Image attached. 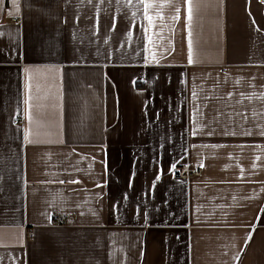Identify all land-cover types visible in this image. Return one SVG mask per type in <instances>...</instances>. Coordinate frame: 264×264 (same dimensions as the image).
<instances>
[{"label":"crops","instance_id":"crops-1","mask_svg":"<svg viewBox=\"0 0 264 264\" xmlns=\"http://www.w3.org/2000/svg\"><path fill=\"white\" fill-rule=\"evenodd\" d=\"M191 9L0 0V264H264V1Z\"/></svg>","mask_w":264,"mask_h":264},{"label":"built area","instance_id":"built-area-1","mask_svg":"<svg viewBox=\"0 0 264 264\" xmlns=\"http://www.w3.org/2000/svg\"><path fill=\"white\" fill-rule=\"evenodd\" d=\"M200 172H201V169L199 167H191L188 163L177 164L172 169V173L174 176H183V177L189 175L190 173L199 174ZM61 221H62V218H61ZM32 234H33V229L29 227L27 230L26 236H31Z\"/></svg>","mask_w":264,"mask_h":264},{"label":"snow or ice","instance_id":"snow-or-ice-1","mask_svg":"<svg viewBox=\"0 0 264 264\" xmlns=\"http://www.w3.org/2000/svg\"><path fill=\"white\" fill-rule=\"evenodd\" d=\"M188 3H189V17L188 18H189V20H191V11H192V9H191V0H188ZM149 6H151V5H149ZM190 62H191V53H190ZM25 71L27 72V69ZM29 80H31V76H29ZM27 87L30 89L31 85L28 84ZM30 99H31V96H29V100Z\"/></svg>","mask_w":264,"mask_h":264}]
</instances>
